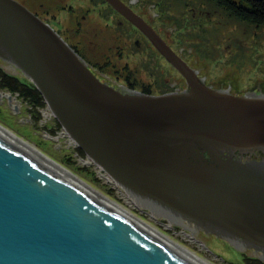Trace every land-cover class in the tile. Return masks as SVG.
<instances>
[{
    "label": "water",
    "instance_id": "obj_1",
    "mask_svg": "<svg viewBox=\"0 0 264 264\" xmlns=\"http://www.w3.org/2000/svg\"><path fill=\"white\" fill-rule=\"evenodd\" d=\"M183 77L148 94L95 70L46 21L0 0V69L28 78L61 128L116 181L177 225L205 226L264 260L263 92L244 72L215 88L135 11L105 0ZM0 264H198L59 178L0 133Z\"/></svg>",
    "mask_w": 264,
    "mask_h": 264
},
{
    "label": "rangeland",
    "instance_id": "obj_2",
    "mask_svg": "<svg viewBox=\"0 0 264 264\" xmlns=\"http://www.w3.org/2000/svg\"><path fill=\"white\" fill-rule=\"evenodd\" d=\"M122 1L131 3L130 8L138 14H150L152 27L173 49L182 52V58L202 71L205 81H213V87L229 85L244 72L240 94L263 91L264 28L246 26L223 13L201 15L197 5L201 9L207 7L209 11H215L207 6L205 0ZM19 2H25L31 10H37L40 18L48 16L53 28L70 41V46H79L84 59L95 68L100 67L99 72L117 84L137 92L149 86L152 93L161 90L171 93L186 88L185 80L178 71L103 0H48L47 6L43 7H38L39 0ZM82 16L85 19L79 24ZM129 80L133 86L128 83ZM9 94L13 97L11 102L5 96L0 99L2 124L34 142L58 162H64L69 157V168L98 189L116 196V191L98 176L93 166L87 165V169L78 170V167L84 166L79 161V155L76 156L75 148L67 144L65 137L59 138L61 126L55 127L57 120L54 116L51 120L43 116L49 110L45 102L41 107H34L16 93ZM36 113H39L37 120L34 119ZM50 128H54L55 133ZM204 228V235L197 233V237L204 241L209 251L199 250L194 243H188V246L203 256L215 258L217 264H256L247 258H258L263 254V251L256 253L255 248H249L239 241V245H234L237 240L231 241L209 227ZM179 229L180 226L174 225L171 231L173 233ZM171 231L166 233L172 234ZM258 259L264 264V260Z\"/></svg>",
    "mask_w": 264,
    "mask_h": 264
},
{
    "label": "bare ground",
    "instance_id": "obj_3",
    "mask_svg": "<svg viewBox=\"0 0 264 264\" xmlns=\"http://www.w3.org/2000/svg\"><path fill=\"white\" fill-rule=\"evenodd\" d=\"M4 96L8 98L10 102L13 99L9 93L1 94L0 92V99ZM44 116L47 120H51V117H53L52 111L48 110L47 113L44 112ZM0 133L19 149L35 156L63 181H66L72 186L86 190L101 201L125 213L161 244L167 246L182 256L197 262L198 264H217L214 260L215 258L203 256L196 250L189 248L188 243H194L199 250L204 252L209 251L208 247L204 244V241L197 237V232L183 228V225H177L178 223H176L171 217L163 216L162 211H152L151 204L141 200V197L133 192V190L116 181L90 157L84 158L82 156H78L79 161L84 167L91 165L96 169L98 176L104 182H107L108 185L110 184L111 188L116 191V196H112L111 194L104 192L101 188L98 189V187L92 185L93 183H90L81 174L77 173L63 163L56 161V159L51 157L50 154L48 155L43 152L34 142L18 135L15 131L1 122ZM58 136L59 138L65 137L67 144L76 148L75 141L67 132L62 131V133H59ZM57 137L53 138L56 139ZM165 220L166 222H162ZM174 225L180 226V229L178 231L175 230L172 233L171 229ZM167 231H171L172 234L166 233Z\"/></svg>",
    "mask_w": 264,
    "mask_h": 264
},
{
    "label": "trees",
    "instance_id": "obj_4",
    "mask_svg": "<svg viewBox=\"0 0 264 264\" xmlns=\"http://www.w3.org/2000/svg\"><path fill=\"white\" fill-rule=\"evenodd\" d=\"M205 2L208 3L207 6H211L212 8H214L215 11L211 12L208 10L207 7L204 10L201 9V6L197 5L199 9V14L201 15L203 14L210 15V13H215V12L223 13L231 20L237 21L246 26L251 25L254 26L255 28H264V0H205ZM77 53L81 57H83L81 52H77ZM0 90L9 93H18L20 97L27 99L29 103H31V105L34 107H39V106L41 107L44 104L43 97L41 96L40 92L37 90L36 86L29 79L20 76L11 75L2 69H0ZM141 91L148 94L152 93L151 89L149 91V89L145 87L142 88ZM157 93L161 94L163 92L161 90L160 92ZM38 117H39V113H36V117L34 119L37 120ZM59 126L60 124L56 121L55 127L57 128ZM44 129H49V128L44 127ZM50 129L52 133H55L56 130L54 131V128H50ZM75 151L80 156L82 157L84 156V153L79 148L76 147ZM60 162L66 166H68L71 163L69 157L68 160L64 162L61 160ZM84 169L87 168L78 167V170H84ZM247 259L255 261L256 264H263L256 257H248Z\"/></svg>",
    "mask_w": 264,
    "mask_h": 264
},
{
    "label": "flooded vegetation",
    "instance_id": "obj_5",
    "mask_svg": "<svg viewBox=\"0 0 264 264\" xmlns=\"http://www.w3.org/2000/svg\"><path fill=\"white\" fill-rule=\"evenodd\" d=\"M19 1V0H18ZM48 0H43V1H40L39 0V2H38V7H43V6H47V4H46V2H47ZM106 4H108L105 0H103ZM22 3V2H21ZM23 4V3H22ZM24 6H27L28 7V9L29 10H31L30 9V7L28 6V5H26L25 4V2H24V4H23ZM32 12H34L35 14H37V10H31ZM138 14V13H137ZM152 14V13H151ZM138 15H140L151 27H152V24H150V22H152V19H151V16H149L150 14H147L146 16H144V14H138ZM119 16H121L120 14H119ZM82 19L81 20H79L78 21V23L80 24V21H83L84 19H85V16H82L81 17ZM121 18H123V19H125L123 16H121ZM42 19L44 20V21H46V22H48L50 25H51V21H50V18L48 17V16H44V17H42ZM124 21H126V22H129V21H127L126 19L124 20ZM129 24L131 25V27L132 28H134V29H136V30H138L135 26H133L130 22H129ZM51 26H53V25H51ZM54 27V26H53ZM153 28V27H152ZM154 29V28H153ZM71 30V29H70ZM155 30V29H154ZM156 31V30H155ZM58 32V31H57ZM138 32H140L139 30H138ZM157 32V31H156ZM59 33V32H58ZM158 33V32H157ZM60 34V33H59ZM140 34L147 40V38L140 32ZM159 34V33H158ZM61 35V34H60ZM62 37V36H61ZM67 43H69L70 41H68L67 39H66V37H62ZM165 40V39H164ZM148 41V40H147ZM166 41V40H165ZM149 42V41H148ZM167 43V42H166ZM149 44H150V42H149ZM168 44V43H167ZM151 45V44H150ZM169 45V44H168ZM71 46L75 49V50H77V52H80L81 51V49L79 48V46H76V45H72L71 44ZM84 58V57H83ZM91 64V63H90ZM89 64V65H90ZM91 66L95 69V70H97V71H101V70H99L100 69V67H94L92 64H91ZM128 83L130 84V85H133V83L129 80L128 81ZM171 85H173V84H171ZM170 85V86H171ZM177 87V86H176ZM145 88H147V89H149V91H150V87L148 86V87H145ZM176 90V89H175ZM253 91H255V92H263V91H261V90H253ZM149 94H159V93H149ZM162 94V93H161ZM243 94V93H242Z\"/></svg>",
    "mask_w": 264,
    "mask_h": 264
},
{
    "label": "built area",
    "instance_id": "obj_6",
    "mask_svg": "<svg viewBox=\"0 0 264 264\" xmlns=\"http://www.w3.org/2000/svg\"><path fill=\"white\" fill-rule=\"evenodd\" d=\"M8 93H9V92H8ZM17 95H19V94H18V93H16V96H17ZM25 103H26V102H25ZM43 116H44V115H43ZM44 118H45V116H44ZM60 128H61V127H60ZM60 130H61V131H64L62 128H61ZM74 148H75V147H74ZM74 148H73V149H74ZM74 151H75V150H74ZM74 153H75V152H74ZM75 154H76V156H78V155H79L77 152H76ZM79 156H80V155H79Z\"/></svg>",
    "mask_w": 264,
    "mask_h": 264
}]
</instances>
